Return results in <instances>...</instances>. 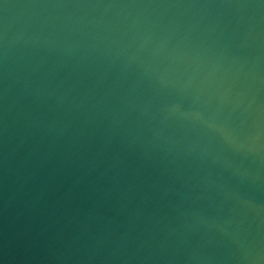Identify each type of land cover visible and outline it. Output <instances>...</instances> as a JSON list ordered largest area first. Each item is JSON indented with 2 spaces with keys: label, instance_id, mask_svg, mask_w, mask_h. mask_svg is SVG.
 <instances>
[{
  "label": "water",
  "instance_id": "obj_1",
  "mask_svg": "<svg viewBox=\"0 0 264 264\" xmlns=\"http://www.w3.org/2000/svg\"><path fill=\"white\" fill-rule=\"evenodd\" d=\"M0 264H264V0H0Z\"/></svg>",
  "mask_w": 264,
  "mask_h": 264
}]
</instances>
